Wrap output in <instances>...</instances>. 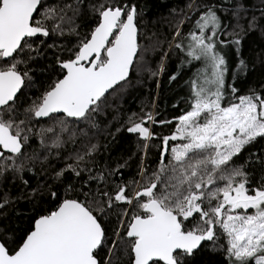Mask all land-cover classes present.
<instances>
[{"label": "snow or ice", "instance_id": "obj_1", "mask_svg": "<svg viewBox=\"0 0 264 264\" xmlns=\"http://www.w3.org/2000/svg\"><path fill=\"white\" fill-rule=\"evenodd\" d=\"M172 57L188 108L127 111ZM260 140L264 0H0V264H264Z\"/></svg>", "mask_w": 264, "mask_h": 264}, {"label": "trees", "instance_id": "obj_2", "mask_svg": "<svg viewBox=\"0 0 264 264\" xmlns=\"http://www.w3.org/2000/svg\"><path fill=\"white\" fill-rule=\"evenodd\" d=\"M145 2L148 5V15L159 19L161 17H167L170 9H176L177 11L183 9L187 0H145ZM163 30L167 31V25L164 26ZM184 30L187 31V27ZM156 60H159L158 56ZM177 64V58L172 57L167 62L166 70L161 76L151 80H148L146 77V82L142 86H138L137 89L132 90L124 100L125 109L129 112H139L142 102L150 105L154 100L156 105L154 111L159 114L157 116L158 120L172 119L181 114L182 110H186L188 104L182 98L189 97L190 89L185 82L191 77L192 72L195 71V67L192 66L191 68L181 70V74L177 80L169 82V77L177 70ZM153 66H155V61ZM157 79L159 80V87L156 84ZM248 79L249 85H255L260 80V73L253 72ZM153 130L160 135H165L172 131V126L153 125ZM121 137L123 148L128 151L132 150L134 137L126 133H122ZM125 137L126 140L124 139ZM154 143H159V141H155ZM262 147H264V140H260L251 150L258 151ZM151 154L153 159H155L157 155L155 149H152ZM244 155H247V153H244ZM21 207H24V205L22 204Z\"/></svg>", "mask_w": 264, "mask_h": 264}]
</instances>
